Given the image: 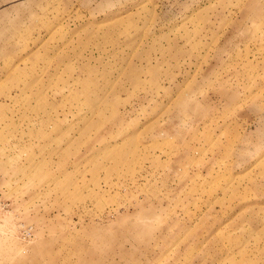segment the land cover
I'll use <instances>...</instances> for the list:
<instances>
[{
	"label": "rangeland",
	"instance_id": "obj_1",
	"mask_svg": "<svg viewBox=\"0 0 264 264\" xmlns=\"http://www.w3.org/2000/svg\"><path fill=\"white\" fill-rule=\"evenodd\" d=\"M0 264H264V0H0Z\"/></svg>",
	"mask_w": 264,
	"mask_h": 264
}]
</instances>
